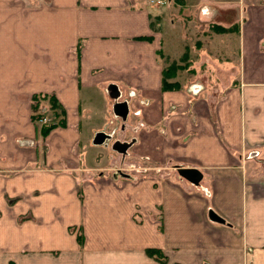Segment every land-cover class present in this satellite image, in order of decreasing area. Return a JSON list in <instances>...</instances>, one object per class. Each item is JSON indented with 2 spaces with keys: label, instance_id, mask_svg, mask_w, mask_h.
I'll list each match as a JSON object with an SVG mask.
<instances>
[{
  "label": "crops",
  "instance_id": "0c3cea01",
  "mask_svg": "<svg viewBox=\"0 0 264 264\" xmlns=\"http://www.w3.org/2000/svg\"><path fill=\"white\" fill-rule=\"evenodd\" d=\"M149 1L0 0V264H264V0H176L175 19ZM186 13L240 19L210 27L238 58L169 59ZM34 95L65 113L45 137ZM108 139L144 170L110 177Z\"/></svg>",
  "mask_w": 264,
  "mask_h": 264
},
{
  "label": "rangeland",
  "instance_id": "374dc122",
  "mask_svg": "<svg viewBox=\"0 0 264 264\" xmlns=\"http://www.w3.org/2000/svg\"><path fill=\"white\" fill-rule=\"evenodd\" d=\"M155 0H150L149 4L157 7V8H161V7H167L166 10L170 11L171 9H174L173 14H172V18L175 19V15L178 9V2L175 0H163L164 2L162 4H157L155 2H152ZM41 2V1H40ZM173 2V3H172ZM210 10V9H209ZM187 14V13H186ZM230 14V13H229ZM189 17V14H187ZM192 16V14H190ZM237 21H240V19H234V18H217L216 20L214 19H206V20H202L199 18H192L189 17V20L186 21V28L184 29V35H183V47H184V51L182 50V47L180 48V46H177V43L175 44V36H176V32L177 29L176 27H178V23L176 25L175 21H174V26L170 27V24L167 23L164 28L167 32V37L164 41H166L164 48V53H168V57L169 59L174 58L175 60H178L179 57L181 56V53L185 52V48H191L192 52L196 53V48L201 47L202 44H206L208 45V50L210 51V54H219L220 52L216 51L217 48H223L224 45H228L227 46V50H229V61H234L233 59L238 58L237 53L235 51V45L237 42V37L236 35H222V34H217L220 32H213L211 31L210 27L213 23L215 24H225L227 26H230L231 24H235ZM181 26V24L179 25ZM235 26V25H234ZM209 28V30H207ZM223 29V27H221ZM207 32V33H204ZM178 33V32H177ZM200 44V46H198ZM232 48V49H231ZM235 51V52H233ZM189 53V50H188ZM189 59H192V55L189 54ZM232 69H234L233 67H231ZM214 70V69H213ZM218 68L213 71V73H215V71L218 72ZM201 71H205L204 69H201ZM43 106L45 107L46 111H50V107L48 105V102H42ZM42 114V111H41ZM48 116L49 118L53 121V119L55 118V114L53 112H48ZM109 137V136H108ZM108 145L110 146L109 148V152L111 154V156L109 157V168L112 169V174L110 175V177H113L115 179H122V177H128L131 178V176L128 173H133L134 171L140 172L144 169L142 163H138L135 164V166H133V163L131 162L130 157H127V153L123 151V149L121 148L120 145L116 144L114 141L115 140H111L108 139L107 140ZM106 159V158H105ZM108 159V158H107ZM106 159V160H107ZM119 167V168H118ZM136 167V168H134ZM181 171V170H180ZM128 174V175H127ZM173 174V173H172ZM144 174H136L137 177H142ZM175 177L177 180H185L187 182V179L185 178V176L180 172H175ZM136 178H133L131 180V182H138L139 180H135ZM189 186L194 187V185H192L191 182H188ZM191 183V184H190ZM198 186V184H195V186ZM205 192H202V195H204ZM205 198V197H204ZM0 200H2L3 202H7V200L5 199L4 201V197L1 198ZM28 201H25L24 203H20L21 207H26ZM9 204V211L11 214L12 213V209L15 208L16 204L11 205V200L9 199L8 202ZM204 214L205 217L210 218L213 215V218L211 219H215V213L211 210H209L208 208H206L204 210ZM204 217V218H205ZM7 229H9V234H11V230L15 229V227H8Z\"/></svg>",
  "mask_w": 264,
  "mask_h": 264
},
{
  "label": "trees",
  "instance_id": "16d2710c",
  "mask_svg": "<svg viewBox=\"0 0 264 264\" xmlns=\"http://www.w3.org/2000/svg\"><path fill=\"white\" fill-rule=\"evenodd\" d=\"M176 1V0H175ZM180 1V0H177ZM217 32L222 33L223 29L217 27L216 29ZM184 55L181 57V62H183V64H176V63H172L171 65H169L167 67V69H163V78H162V86L165 90H170L173 88H178L176 83H169L167 82L169 80V78L171 77V71L172 75H174L176 70H184L187 69L186 63L183 61ZM33 104L31 105V111H32V115H31V119L35 122L36 120H39L41 118V111L44 108L42 102L47 101L48 105L50 107V110H52V112L55 114V118L53 119L52 122H48L46 124H43L40 129H39V133L42 137H45L49 131L51 129H53L55 126L57 125H64L65 123V113L63 108L60 106V104L57 102V100L54 98V96H50V95H34L32 98ZM56 119H59L58 121H56ZM147 253L152 255L153 253H155L154 250H147Z\"/></svg>",
  "mask_w": 264,
  "mask_h": 264
},
{
  "label": "water",
  "instance_id": "95a60500",
  "mask_svg": "<svg viewBox=\"0 0 264 264\" xmlns=\"http://www.w3.org/2000/svg\"><path fill=\"white\" fill-rule=\"evenodd\" d=\"M118 113L122 114V116L125 115V112H118ZM104 136L105 135L103 133L98 134L96 136L94 142L97 144L101 143L104 139ZM180 172L185 176L187 181H189L193 184H197L200 180L199 173H197V171H195V170H183V172L182 171H180ZM212 218H213V215H212ZM215 219L217 220V217H215Z\"/></svg>",
  "mask_w": 264,
  "mask_h": 264
},
{
  "label": "built area",
  "instance_id": "2783aa9c",
  "mask_svg": "<svg viewBox=\"0 0 264 264\" xmlns=\"http://www.w3.org/2000/svg\"><path fill=\"white\" fill-rule=\"evenodd\" d=\"M152 2H155L157 4H162L164 1L163 0H155V1H152ZM39 121L42 122V123L46 122L45 119H42V120H39Z\"/></svg>",
  "mask_w": 264,
  "mask_h": 264
},
{
  "label": "bare ground",
  "instance_id": "6f19581e",
  "mask_svg": "<svg viewBox=\"0 0 264 264\" xmlns=\"http://www.w3.org/2000/svg\"><path fill=\"white\" fill-rule=\"evenodd\" d=\"M188 167V166H187ZM192 168V167H191ZM207 190V189H206Z\"/></svg>",
  "mask_w": 264,
  "mask_h": 264
}]
</instances>
